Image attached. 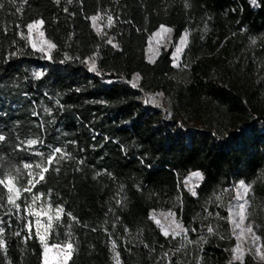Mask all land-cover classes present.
<instances>
[{
	"label": "trees",
	"instance_id": "obj_1",
	"mask_svg": "<svg viewBox=\"0 0 264 264\" xmlns=\"http://www.w3.org/2000/svg\"><path fill=\"white\" fill-rule=\"evenodd\" d=\"M0 5V264L42 263L38 219L52 224L49 244L73 245L67 264H241L232 259L225 199L240 181L252 186L264 248V0ZM97 14L113 17L103 34L89 19ZM40 19L57 46L50 59L25 37ZM161 25L174 39L188 33L178 66L170 48L154 62L145 57ZM90 57L99 74L89 71ZM144 92L168 96L169 116L145 103ZM54 148L62 152L49 164ZM191 172L203 179L189 186ZM9 179L19 190L15 204ZM165 211L186 234L161 233L150 215L161 220ZM243 264L264 263L245 257Z\"/></svg>",
	"mask_w": 264,
	"mask_h": 264
},
{
	"label": "rangeland",
	"instance_id": "obj_2",
	"mask_svg": "<svg viewBox=\"0 0 264 264\" xmlns=\"http://www.w3.org/2000/svg\"><path fill=\"white\" fill-rule=\"evenodd\" d=\"M96 26L101 30L100 34H103L105 32V29H107L109 27L108 26V19L99 15V19L96 21ZM167 28H169V27H167ZM94 30L96 31V28H94ZM41 32H42L41 26L38 29L34 28L33 30H31V32H29V30L27 29L26 33H25V37H26L27 42L30 46H31L30 40L37 43L38 46H43L45 48V52H40V51L39 52L42 53L45 58H47L50 55L51 50L49 51L47 49V45L44 44V41L46 40V38L44 37V35L43 36L40 35ZM157 32H159V34L154 36L153 34L157 33ZM185 32L186 31H184L178 39H174L172 36V31L170 33H166V32L160 31V27H159L156 31H154L153 33H151L149 35L148 45L146 46V49H145L146 59L148 61H150V58L152 60H154L162 49H169L170 48L172 50L173 64L175 66H178L180 64L181 55H182L183 51L180 53H176V47L177 46L182 47L183 50L186 47V46L181 44V37L184 35ZM187 42H188V36H187ZM157 93H160V92H153V93L144 92L141 96L142 100L145 102L146 100L150 101V98H154L156 103L148 102L147 104H150L151 106L159 108L162 111L163 115L169 116V114H170V98L166 95L158 96V95H156ZM157 104L159 106H157ZM192 173H194V172H191L186 176V181H187V184L189 186L194 185L200 179L198 177L192 176L191 175ZM238 183L239 182L234 184L233 189H232V194L229 196H226V198H225L226 199L227 219L229 217V206H230V204H238V203L242 202V201H236L234 199L235 196L237 195L236 185ZM241 192H242V190H241ZM249 195H250V192L245 197L249 201L248 208H247L248 218L244 221L242 227H246L248 224L254 225V220L252 218L253 213H252V208L250 205ZM236 211H238V209H236ZM169 213H172V212L165 211L162 215L163 219H161V220L156 219V221H159V225L158 224L157 225L160 228V231L162 234H163V232L161 230V226H163L165 229L169 230V234H171L170 229L175 228V224L172 223V221L175 220L176 222L180 223V220L176 215L173 217V216L169 215ZM235 219L237 222H239L238 216H236ZM228 221H229V219H228ZM36 226L40 232V236H43L45 238L44 242H41V244H42V263L41 264H44V260H45L44 250H45L46 246L48 247V252H47L48 264H65L64 256L67 254V250L64 248V246L66 244H49L47 241V238H46V230L48 228L47 223L44 222L43 220L38 219L36 222ZM229 227L231 230V236L234 239V243L231 246V249H232L233 247H235L237 245L238 241L236 239V235L233 234V229H234L235 225L233 223L229 222ZM177 231H179V229H177ZM235 231H236L237 235H240V229H236ZM254 231H255V234L258 236V234L256 233L255 227H254ZM183 235H184V233L181 232V234L178 236H183ZM239 244L241 246V249L245 250L243 259L245 257H251L254 261L264 263V260H261L259 256L254 255L255 251H256V246H261V252H264V248L262 247L260 240L256 242V245H253L251 234L245 232L242 235H240ZM53 245H56L59 247H52ZM248 249H251V251L250 252L247 251ZM232 257H233V254H232Z\"/></svg>",
	"mask_w": 264,
	"mask_h": 264
},
{
	"label": "snow or ice",
	"instance_id": "obj_3",
	"mask_svg": "<svg viewBox=\"0 0 264 264\" xmlns=\"http://www.w3.org/2000/svg\"><path fill=\"white\" fill-rule=\"evenodd\" d=\"M59 2H60V0H56V3H59ZM0 7H2V5H0ZM18 11H19V9H18ZM65 11H67V9H65ZM89 19L92 21L93 27L96 28L97 34H100L101 30L96 26V21L99 19V14L94 15L92 17H89ZM107 19H108V26L111 27L113 25V17L111 15H109ZM43 23H44V21L42 19L35 20L32 23H29L27 25V29L29 30V32H31V30H33L34 28L38 29L40 26L43 25ZM160 31H163V32H166V33H170L172 31V29L167 28L165 25H161L160 26ZM158 34H159V32L154 33L153 35L155 36V35H158ZM20 35H21L22 38H24V34L23 33H21ZM40 35L43 36L44 35L43 32H41ZM187 36H188V33L185 32L184 35L181 37V44L184 45V46H186V44H187ZM107 42L109 44H111L114 48H119L118 44L113 43V39L111 37L108 38ZM253 42H255V41H253ZM30 43H31V46L35 50L40 51V52H45V48L43 46H38L37 43H35V42L31 41V40H30ZM44 44L47 45V49L49 51L53 50V49H56V47H57L55 43H53L51 41H47V40L44 41ZM182 51H183L182 47H179V46L176 47V53H180ZM12 55H15V53H12ZM47 58L50 59L51 57L48 56ZM68 59H71V57H69L67 54H65V60H68ZM63 62L64 61H61V63H63ZM150 62H154V60H152L150 58ZM85 63L89 64V71H94V72H97V74H99L97 69H96V62H95L94 57L88 58V60L85 61ZM34 75L36 76V78H39L40 76L43 75V73H35ZM133 79L138 81L140 79L139 74H136ZM132 86L136 87L137 85L135 83H133ZM156 95L162 96L163 93H157ZM145 102L146 103H148V102L156 103L154 98H150V101L146 100ZM157 106H159V105L157 104ZM45 111H48V110L45 109ZM2 140H4V137L0 136V141H2ZM37 142H38L37 140H28L27 141L28 145H35V144H37ZM61 152H62V149L54 148L53 151H52V154L48 157L49 164H51L53 162V160L55 159V154L56 153H61ZM60 158L63 159L64 157L61 156ZM24 167L25 168H30L32 166L29 165V164H25ZM37 167H40V165H37ZM48 170L49 169L46 168V167L43 168L42 169V173L40 175V180L36 181L35 183H39L40 181L44 180L45 177H44L43 173L47 172ZM56 170L59 171V169H56ZM191 175L194 176V177H198L200 179H203L202 174L200 172H194ZM4 183H5V181L3 179H0V184H4ZM29 183L32 184V186H35L32 181H29ZM251 187L252 186L250 184H246L244 181H240L236 185L237 195L235 196L234 199L236 201H242V202L238 203V204H230V206H229V217H228V219H229L230 223H233L235 225V227L233 229V234L236 235V239L238 241L237 245L231 249V252L233 254L232 259H233V261H240L241 264H243V256H244V251L245 250H242L241 246L239 244L240 235H242L245 232L250 233L251 236H252V244L253 245H256V242L261 239V237H259V236H257L255 234L254 225L248 224L246 227H242L244 221L248 218L247 208H248L249 201L245 197L251 191ZM189 190L192 191L193 195H196V192L193 189H189ZM241 190H242V192H241ZM8 191L10 193L8 195V201L10 203H12V204H15L16 197L19 196V190H17L14 187V182L11 179L8 180ZM24 191L30 192L31 188H26V189H24ZM225 191H227V189H225ZM13 192L15 193V196L11 194ZM217 199H220V197H217ZM16 207L19 208V205H16ZM236 209H238V211H236ZM58 211H63V210L59 209ZM40 214L41 213H37V215H40ZM44 214H46V213H44ZM68 215L72 218L73 221H76V217L75 216H72L71 213H68ZM169 215H171L173 217L175 216L174 213H169ZM236 216L239 217V222L236 221V219H235ZM150 218L153 219V220H156L155 214H151ZM51 219L52 218L49 217V220H51ZM57 219H59V216H57ZM156 222L159 225V221H156ZM172 223L175 224V228H171L170 229L171 235H172L173 238H175L176 236L180 235L181 232H183L185 234L187 233L188 229H186L181 223L176 222L175 220H173ZM28 227L30 228V225ZM48 227L51 228L52 224L49 223ZM177 229H179V231H177ZM236 229H240V235L236 234V231H235ZM161 230H162V232H163V234L165 236L169 235V230L165 229L163 226H161ZM93 231H95V229H93ZM213 231L214 230H213L212 227L208 228V232L209 233H213ZM3 232H4V228L0 227V234H2ZM15 235L19 236L20 233L17 232V233H15ZM28 238H31V234L29 235ZM44 239L45 238L43 236H40L41 242H44ZM189 243H191V241H189ZM4 246H5V242L2 239H0V248H4ZM52 247H59V246L53 245ZM64 248L67 250V254L64 256L65 264H67V261L72 256V252L74 251V248H73V245L71 243L66 244L64 246ZM113 250L115 251V241H113ZM247 251L250 252L251 249H248ZM44 252H45L44 264H48V259H47L48 247L47 246L45 247ZM165 255H167V253ZM254 255L255 256H259L261 260H264V252H261V246H256V251H255ZM118 256H119V254L117 253V259H118ZM230 264H232L231 261H230Z\"/></svg>",
	"mask_w": 264,
	"mask_h": 264
}]
</instances>
